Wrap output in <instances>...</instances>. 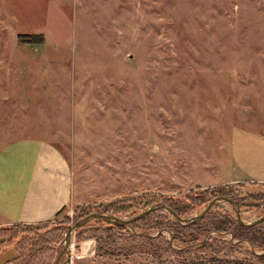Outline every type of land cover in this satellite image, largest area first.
Here are the masks:
<instances>
[{
  "label": "rangeland",
  "instance_id": "obj_1",
  "mask_svg": "<svg viewBox=\"0 0 264 264\" xmlns=\"http://www.w3.org/2000/svg\"><path fill=\"white\" fill-rule=\"evenodd\" d=\"M236 130L264 136V0H0V150L40 139L72 177V204L30 264L54 263L58 225L84 218L80 208L198 187L234 205L218 201L183 230L160 211L119 230L92 220L60 264H264V222H236V210L245 224L264 217V185L225 180ZM172 239L204 252L169 249Z\"/></svg>",
  "mask_w": 264,
  "mask_h": 264
},
{
  "label": "crops",
  "instance_id": "obj_2",
  "mask_svg": "<svg viewBox=\"0 0 264 264\" xmlns=\"http://www.w3.org/2000/svg\"><path fill=\"white\" fill-rule=\"evenodd\" d=\"M226 172L228 183L264 185V136L234 131ZM72 198L70 166L51 144L26 138L0 150V226L53 221Z\"/></svg>",
  "mask_w": 264,
  "mask_h": 264
},
{
  "label": "trees",
  "instance_id": "obj_3",
  "mask_svg": "<svg viewBox=\"0 0 264 264\" xmlns=\"http://www.w3.org/2000/svg\"><path fill=\"white\" fill-rule=\"evenodd\" d=\"M22 37V36H20ZM26 37V36H25ZM30 43H41L42 37L41 36H29ZM221 188V187H217ZM216 196L215 189L208 188V189H202L200 187L189 191L187 193H177L176 195L168 196V195H156V194H145L141 195L140 197H132L129 199H123L115 201L109 205H106L102 208V211L100 212L103 215H112V216H119V214L123 213L125 209L127 208H135V210H139L140 207L143 205L146 206H163L172 212L176 214V216L180 217L181 219L184 218L186 215L191 214L195 212L198 209L203 208L206 204H208L212 199H214ZM94 208H80L78 211L82 213L83 216H86L88 213L93 212ZM160 212L165 213L167 216H170L166 211L159 210ZM210 213V212H209ZM207 213L204 218L209 214ZM146 218V217H145ZM173 219V224L179 227L180 230L183 229H191V228H198V223H191L188 225L183 226V221L178 222L174 219V217L171 216ZM184 220V219H182ZM215 220V219H214ZM96 223H102L107 226L108 229H124V227L116 226V225H109L103 221L95 220ZM49 226L48 222L43 224L35 225H22V224H15L10 225L7 227H1L0 228V253H5L9 249L16 252V256L13 257L10 260H7L3 264H30L35 259V254H31L35 246H42L41 243L45 240V236L48 234L47 227ZM64 227V230L68 229L70 226V223L68 220H64L61 225ZM132 225H130L131 227ZM85 227V226H84ZM133 227V226H132ZM252 227H244V226H238V228L242 230H250ZM219 227L215 228V231L219 234H221V230L218 229ZM82 229H79L77 231L78 234H81ZM142 238H145L148 241H151L152 238L145 235L140 234ZM77 237L73 236L71 243L69 245V253H71L75 249L76 242L78 241V235ZM210 237L207 236L206 239H209ZM77 239V240H76ZM174 239V238H173ZM173 239L169 243V249L176 250L178 252H187L188 250H192L197 248L198 252H204V244L198 245V242H194V247L192 245H188L185 247H181L179 249H175V247H172ZM241 244V242H238ZM90 250V249H89Z\"/></svg>",
  "mask_w": 264,
  "mask_h": 264
},
{
  "label": "water",
  "instance_id": "obj_4",
  "mask_svg": "<svg viewBox=\"0 0 264 264\" xmlns=\"http://www.w3.org/2000/svg\"><path fill=\"white\" fill-rule=\"evenodd\" d=\"M218 201H224L227 203H230L231 205H234V201L224 198V197H218L213 199L212 201H210L206 207L201 211V213L193 218H191L190 220H182L180 217L176 216V214L174 212H172L171 210L163 207V206H157V205H153L151 207H149L147 210H145L144 212L129 218V219H122V218H117L115 216L112 215H103L100 213H92L89 214L87 216H85L84 218L78 220L77 222H75L72 226H70L66 232H65V237H64V246L61 250L60 253L57 254L55 261L53 264H60L62 257L63 256H69V245L71 243V239H72V235L79 229L83 228L86 224H88L89 222H91L92 220H98V221H103L109 225H116V226H121V227H130V225L133 222L139 221L143 218H145L146 216H148L149 214H151L152 212L155 211H159V210H164L166 211L170 216L174 217V219L178 222L183 221L184 223H196L198 221H200L211 209L212 207L218 202ZM236 222L238 225L240 226H244V227H252V226H256L262 222H264V217L258 219L257 221L253 222V223H249V224H245L243 223V221L240 218V213L238 210H236Z\"/></svg>",
  "mask_w": 264,
  "mask_h": 264
},
{
  "label": "built area",
  "instance_id": "obj_5",
  "mask_svg": "<svg viewBox=\"0 0 264 264\" xmlns=\"http://www.w3.org/2000/svg\"><path fill=\"white\" fill-rule=\"evenodd\" d=\"M70 255H71V253H70ZM80 256H83V254L82 255L81 254L76 255V258H80Z\"/></svg>",
  "mask_w": 264,
  "mask_h": 264
}]
</instances>
